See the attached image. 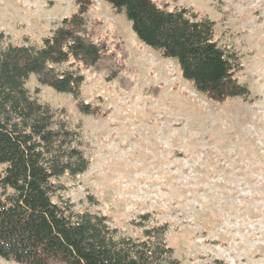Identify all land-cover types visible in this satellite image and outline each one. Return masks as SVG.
Listing matches in <instances>:
<instances>
[{
    "label": "rangeland",
    "instance_id": "rangeland-1",
    "mask_svg": "<svg viewBox=\"0 0 264 264\" xmlns=\"http://www.w3.org/2000/svg\"><path fill=\"white\" fill-rule=\"evenodd\" d=\"M94 1L89 14L102 21L101 34L123 37L139 74L129 90L86 75L81 97H103L106 118L81 114L71 95L34 77L27 82L37 100L65 107L92 146L88 170L60 178L64 197L134 238L143 215L151 225L167 223V243L181 264H264V0H170L216 22L220 44L241 56L238 77L252 104L208 100L175 61L141 43L123 15ZM74 9L75 0H0V32L17 44L38 43ZM156 85L158 97L147 90ZM0 264L18 263L0 257Z\"/></svg>",
    "mask_w": 264,
    "mask_h": 264
},
{
    "label": "trees",
    "instance_id": "trees-1",
    "mask_svg": "<svg viewBox=\"0 0 264 264\" xmlns=\"http://www.w3.org/2000/svg\"><path fill=\"white\" fill-rule=\"evenodd\" d=\"M102 1L131 23L141 43L175 61L208 100L256 101L238 77L244 68L239 52L220 44L216 22L207 15L170 0ZM94 4L75 0L74 11L55 20L38 43L17 44L0 32V257L18 264H181L167 243V223L151 225L143 215L137 223L141 237L134 238L107 216L76 210L64 197L60 178L86 172L92 146L65 107L37 100L26 86L34 77L71 95L81 114L96 118H106L111 109L101 96L81 97L87 74L132 88L139 70L128 64L122 36L101 34L102 21L89 14ZM161 86L147 90L158 97ZM261 184L264 191V179Z\"/></svg>",
    "mask_w": 264,
    "mask_h": 264
}]
</instances>
